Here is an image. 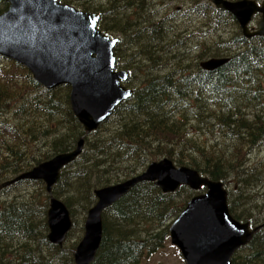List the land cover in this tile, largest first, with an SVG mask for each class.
<instances>
[{"label":"trees","instance_id":"obj_1","mask_svg":"<svg viewBox=\"0 0 264 264\" xmlns=\"http://www.w3.org/2000/svg\"><path fill=\"white\" fill-rule=\"evenodd\" d=\"M73 1L81 10L100 15L99 28L104 33H119L122 44H128L129 57L123 55L122 45L116 49L118 68L141 70L144 77L132 88V99L119 106L105 127L87 134L72 111L70 87L47 90L25 67L0 56V184L74 150L85 137L82 155L62 171L51 193L63 200L73 220L66 243L54 245L47 238L51 194L46 184L17 182L3 191L10 189L12 198L0 205V264H75L74 253L82 237L72 245L68 242L75 235L76 207L88 214L97 203V189L125 181L163 158L223 182L231 214L241 222L264 224V218L242 209L249 205L247 181L256 173L242 172L241 160L264 141V110L246 113L248 107H264V37L243 36L234 16L215 8L212 0H191V13L186 16L194 13L212 20L214 27L215 18L225 17L235 27L234 41L209 56L229 61L215 71H205L200 67V60L207 59L205 53L192 60L189 48L173 47L167 39L168 25L181 24L180 18L144 27L141 23L122 25L117 13L121 0H110L107 8L95 0ZM145 2L132 4L143 10ZM8 8L1 0L0 14ZM222 31L214 28L211 33ZM220 34L217 39L222 42L226 36ZM168 43L171 53L167 55ZM135 46L145 53L135 52ZM157 54L164 56L158 58ZM167 60L175 69H165ZM131 74L129 87L134 85L135 75ZM16 118L24 119L17 128L13 126ZM218 141L222 144L215 146ZM36 144L43 145L41 158L28 151ZM128 171L133 175H127ZM34 183L40 184L42 193L37 187L34 194L19 189L21 184ZM194 195L188 187L164 194L154 183L138 184L104 211L103 238L93 264H146L165 247L170 225ZM82 230L84 233V225ZM232 264H264V227L237 251Z\"/></svg>","mask_w":264,"mask_h":264},{"label":"water","instance_id":"obj_2","mask_svg":"<svg viewBox=\"0 0 264 264\" xmlns=\"http://www.w3.org/2000/svg\"><path fill=\"white\" fill-rule=\"evenodd\" d=\"M1 1V0H0ZM9 8L0 14V55L26 67L34 80L47 90L70 87L74 115L90 134L107 122L117 108L133 96L125 87L130 74L117 69L115 49L120 43L99 29L97 13L77 9L62 0H2ZM217 9L230 12L247 38L264 36V2L212 0ZM261 15L257 31L249 24ZM229 59L212 58L201 62L205 71H215ZM85 140L31 170L0 185L3 189L26 180L43 181L48 194L59 182L62 170L84 151ZM155 183L164 194L186 186L195 195L169 228L172 245L185 264H232L235 253L247 246L264 227L251 228L230 212L228 191L221 181L202 176L187 166L178 167L168 158L151 163L132 178L95 191L97 203L88 211L84 236L75 253V264H93L103 238V213L140 183ZM48 240L63 246L73 222L66 204L50 195Z\"/></svg>","mask_w":264,"mask_h":264},{"label":"rangeland","instance_id":"obj_3","mask_svg":"<svg viewBox=\"0 0 264 264\" xmlns=\"http://www.w3.org/2000/svg\"><path fill=\"white\" fill-rule=\"evenodd\" d=\"M109 1L110 0H95L93 2H95L98 5L101 4L102 6H105V8H107L108 4L110 3ZM135 1L136 0L125 2L127 4H131V6L124 5L126 8L123 7L122 3L120 2L119 6H122V7L117 11V13L120 14V18L122 20L121 24L124 25L125 23H131V24L138 25V23H141L140 27H144V26H152L154 23H159L160 21L169 22L168 20L174 16L176 18V19L174 18L175 20H179L178 18H180L181 24L178 25L177 23H172V25L170 24L168 25L171 27H169L168 31L166 32V34L168 35L167 39L169 40L170 44L173 45V47H177V48L183 47L185 51L187 50L186 48H189L191 52L190 57L192 58V60H194V58H197L200 54L202 55L205 53L204 56H207V59L202 60V61L200 60V62H205L209 60V56L212 55L215 51H221V49H225L226 45L229 42L234 41L233 39L235 38L234 36L235 27L228 18H225V17H223L222 19H220L219 17L215 18V27H214V22L212 20L200 19V17H198L194 13H192L190 16H186L189 13H191L188 10L192 2L191 0H146L145 2L146 7L143 10H140V8L139 9L137 8V6L139 5L132 4ZM230 1H238V0H230ZM75 3H76L75 1L70 0V2L67 4L73 5L77 9H80L75 5ZM119 6H116V7H119ZM260 18L261 16H258L256 18V21L252 23L251 27L256 28L257 23L260 20ZM214 28H215V31L217 28H219L220 30H225V31H222L221 34L217 33L216 35H214L213 33H211V31H213ZM228 28H230L231 30H228ZM172 31H174L175 33L171 34ZM226 31H228V33ZM151 34L152 35L155 34V31H152ZM219 34L221 36H226L224 40L222 39L223 40L222 42H219L221 41V39H217ZM111 35L115 37H121L120 34H117L115 32H112ZM170 44L168 43L165 45L167 49L166 50L167 55L171 53L169 51ZM125 47L128 49V44L125 43L124 46L123 45L121 46L123 50V55L125 57H129L130 53H128L125 50ZM227 47L230 48L231 46L228 45ZM135 52L145 53V51L140 49L139 47H136ZM179 54H181V57L183 58L184 54L182 53H179ZM162 56H164V54L161 55L160 57ZM157 57L160 58L158 54H157ZM181 57H180L179 64L182 63ZM166 63L168 65L167 67H165L166 70L167 68H169V66L171 67V69H175L174 66L170 65L168 60L166 61ZM130 72L134 73L135 75L134 85H130V87L133 88V87H136V85L140 84V80L143 79L144 74L141 70H137V69L132 70ZM17 73L19 75L22 74L21 72H17ZM163 73H167V71ZM262 110H264V107L261 110H256V107H248L246 113L252 114L255 111H262ZM261 114H264V111ZM23 122H24V119L16 118L15 123H13V126L17 128L16 126L18 127L21 126ZM107 122L101 125L100 129L105 127L104 125L107 124ZM220 144H222V142L218 141L215 143V146L220 145ZM41 149H44L43 145L36 144L35 146L33 145L30 146L28 151L31 153V155L36 156L37 158H41V154H43L41 152ZM229 157H232V155H229ZM241 160L244 163L242 172H247V173L255 172L256 173L254 177H252L249 181H247L248 190H249L247 193V196L250 197V199L248 200L249 205H247L246 207L242 209H246L250 211L249 213L250 216H256V218H258L259 216L263 219L264 218V141L262 140L259 143V145L256 146V148L254 149L252 153H248L246 157L245 155H243L241 157ZM127 175L132 176L133 172L128 171ZM26 181H29V180H26ZM22 183H25V181H22ZM35 187H37V189L39 190V194L42 193V191H40L41 186L38 183H34L31 185L21 184L19 189H28L27 192H29L30 194H34L37 192L35 191ZM11 195H12V191L10 189L4 193H0V205L2 203H6L10 201L12 198L10 197ZM49 205H50V201H49ZM76 209H77V212H76L75 220L77 222V225L74 227L72 231V233H74L75 235H74L73 240L68 242L69 245L74 244L73 242L77 241L78 238H81V237L83 238V235H84L82 226L85 225V222H84L85 220L83 219L84 217H87V213H85V211L81 210L80 208L76 207ZM48 211H49V208H48ZM47 219H48V213H47ZM251 223H253L256 226L258 221L251 222ZM164 227H165V224L163 225L162 228ZM156 262H159V263L163 262L165 264H185L182 256L180 255V251L178 250V248L172 245L170 235H169L168 241L165 242V247L162 250L158 251L148 262H146V264H155ZM55 264H60V263H55Z\"/></svg>","mask_w":264,"mask_h":264},{"label":"flooded vegetation","instance_id":"obj_4","mask_svg":"<svg viewBox=\"0 0 264 264\" xmlns=\"http://www.w3.org/2000/svg\"><path fill=\"white\" fill-rule=\"evenodd\" d=\"M128 0H121V3H122V6L124 7V5H126V3L125 2H127ZM256 1V0H255ZM257 1H260V0H257ZM258 16H260V15H255L253 18H252V21H251V25H252V23L254 22V21H256V18L258 17ZM251 25H250V29H251V32H254L255 30H256V28H253V27H251ZM227 30V29H226ZM228 30H231L230 28H228ZM241 31V30H240ZM227 33H228V31H226ZM242 33V32H241ZM117 34H119V33H117ZM121 38V37H120ZM125 44V42L122 44V38H121V42H120V44H119V46H121V45H124Z\"/></svg>","mask_w":264,"mask_h":264},{"label":"bare ground","instance_id":"obj_5","mask_svg":"<svg viewBox=\"0 0 264 264\" xmlns=\"http://www.w3.org/2000/svg\"><path fill=\"white\" fill-rule=\"evenodd\" d=\"M93 13H94V12H93ZM150 13H151V12H150ZM150 13H149V14H150ZM99 16H100V15H99ZM147 16H148V15H147ZM173 23H174V22H173ZM165 26H166V25H165ZM170 27H171V26H170ZM82 138L85 140V137H82ZM76 147H77V146H76Z\"/></svg>","mask_w":264,"mask_h":264}]
</instances>
